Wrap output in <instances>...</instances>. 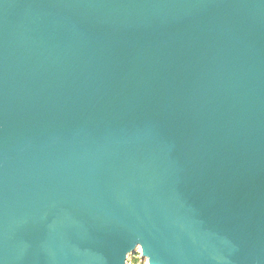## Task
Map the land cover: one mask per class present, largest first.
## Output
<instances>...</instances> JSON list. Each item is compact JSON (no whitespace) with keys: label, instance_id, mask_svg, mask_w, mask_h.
Wrapping results in <instances>:
<instances>
[{"label":"water","instance_id":"1","mask_svg":"<svg viewBox=\"0 0 264 264\" xmlns=\"http://www.w3.org/2000/svg\"><path fill=\"white\" fill-rule=\"evenodd\" d=\"M264 264V0H0V264Z\"/></svg>","mask_w":264,"mask_h":264},{"label":"built area","instance_id":"2","mask_svg":"<svg viewBox=\"0 0 264 264\" xmlns=\"http://www.w3.org/2000/svg\"><path fill=\"white\" fill-rule=\"evenodd\" d=\"M141 254L140 248L136 247L134 252L127 255L125 264H148L146 257Z\"/></svg>","mask_w":264,"mask_h":264}]
</instances>
